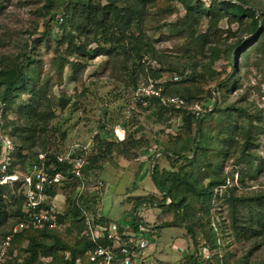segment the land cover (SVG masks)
<instances>
[{"label":"rangeland","instance_id":"1","mask_svg":"<svg viewBox=\"0 0 264 264\" xmlns=\"http://www.w3.org/2000/svg\"><path fill=\"white\" fill-rule=\"evenodd\" d=\"M201 1L209 6L212 0ZM231 1L242 5V0ZM244 1L257 17H263L264 0ZM43 4V0H0V64L7 59L19 60L27 51L41 70L44 104L54 113L46 130L35 134L36 145L28 144L23 151L25 165L17 168L29 172L45 158L47 151L63 157L74 150L86 159L79 177L66 176L55 189L58 196L52 202L64 218L52 232L68 246L74 245L82 220L85 218V222L94 213L130 230L136 223L130 209L145 199L150 206L137 205L136 212L140 210V234L151 245L147 256L154 259L156 256L166 264H190L186 259L180 261L186 256L181 251L188 239L184 229L157 228L177 220L194 230L196 246L192 243L191 254L204 257L198 260L196 256L200 264H264V229L256 234L245 232L243 227L250 212L239 207L238 230L233 232L224 198L232 194L241 198L264 194V42L243 66L240 64L244 61L238 58L241 54L237 53L239 83L229 91L223 90V85L232 78L228 49L235 46L234 52L247 51L256 41H250L247 21L241 26L222 20L215 32V27H210L214 33L211 41L197 51L190 47V37L181 26L185 8L177 0H155L143 27L156 52L154 56L150 51L143 57L145 63L130 61L128 66L120 62L114 65L106 57H98L87 61L77 74H72L66 65L60 77L55 67L57 43L52 39L47 44L41 40L48 23L52 32L60 35L61 18L65 21V17L58 11L50 21ZM207 30L208 19L203 17L196 26V36ZM59 49L64 51L65 46ZM142 83L152 84L165 98H178L183 103L171 104L167 106L169 110L150 102L140 103L135 99V89ZM209 92L215 94L214 99L209 98ZM28 99V91L23 92L16 104ZM230 105L243 109L245 115L232 110L225 112ZM205 110L210 115L203 118V126L211 137L199 161L200 167L192 173L198 185L219 178L226 180L227 187L215 189L210 203L189 195L179 209L158 210L163 195L151 180L153 165L166 171L182 166L165 158L172 156L165 150L176 151L187 141L186 113L204 116ZM12 139L21 143L16 136ZM17 189L12 186L1 192L0 212L6 215L0 217V241L18 220L16 213L22 201ZM170 202L168 199L166 204ZM73 203L83 212L74 215ZM27 245L26 240L16 243L6 264H24L29 256L25 252ZM163 247L166 254L162 256ZM40 262L48 264L47 260ZM75 264L86 262L79 258Z\"/></svg>","mask_w":264,"mask_h":264},{"label":"trees","instance_id":"2","mask_svg":"<svg viewBox=\"0 0 264 264\" xmlns=\"http://www.w3.org/2000/svg\"><path fill=\"white\" fill-rule=\"evenodd\" d=\"M154 1L43 0L44 4L42 9L45 16L51 18L50 21H52L58 11L65 17V21L61 18L60 35L57 33L54 34L48 23L46 32L43 33L41 40V43H48L52 39L57 43L54 49L57 61L55 67H58L60 77L66 65L70 67L72 74H77L79 70L84 68L87 61H94L98 57L104 56L114 65L120 62L123 66H128L130 61L132 63L135 61L145 63L143 57H145V53L150 51L154 56L156 54L154 47L149 39L146 38L145 31L143 30L145 18H147L149 13L148 10ZM177 1L185 8V16L180 20L181 26L190 37V47L194 46L197 51L206 47L207 43L211 41V36L214 33H211L210 27H215L213 30L215 32L218 24L222 20L227 19L230 24L238 23L241 26L247 21L246 30L252 35L250 41L256 39L255 43L250 45L247 51L242 49L234 52L235 46L227 51L233 76L231 75V80L223 85V90L229 91L233 86H237L239 83V77L237 78L239 70V64L236 60L237 53L241 54L238 55V58L244 61L240 64L243 66L249 56L260 49L264 42V15L262 18L257 17L256 12L249 8V4L244 0L240 1L242 5L236 4L231 0L221 2L212 0L209 6H206L201 0ZM203 17L208 19L209 30L204 34L196 36V26L199 25ZM60 46H65V50L61 51L59 49ZM213 54H216V52L213 51ZM26 70H29V73ZM40 76L41 70L39 71V68L34 65V60L27 51L21 54L19 60L7 59L6 62L0 64V103L4 105L3 107L0 106V134L9 135L15 147L11 155L12 159L8 170L9 173L28 172L22 168H17V166L20 167V164L25 165L26 156L22 153L28 149V144H31L32 147L36 145L35 134L37 131L44 132L47 124L54 118V113L50 112L44 104L46 97L44 87L42 88L40 85ZM154 77L157 78V74ZM71 79L74 81L73 78ZM143 84L147 83H142L141 85ZM27 91L29 94L27 102L16 104V99L20 97L21 93ZM163 94H165V91ZM214 97L215 94L209 92V98L212 100ZM147 101L152 104H157L162 109H171L163 106L157 98L151 97ZM214 107H216L215 104ZM231 110L239 115H245L243 109H237L231 105L224 111L228 112ZM186 114L184 117V125L189 134L187 141L183 147L176 151H170L168 148L165 150L166 152L172 153V156H165V158L174 163H179L182 166L174 171L162 170L156 164L152 168L151 180L153 185L163 195L158 206V210L161 211H171L181 208L185 205L186 197L189 195L201 199L206 204L210 203L213 199L215 189L218 187H227L226 180L219 178H211L207 185H204L203 182H200L199 185L196 183L197 178L193 176L194 174L192 172L200 167L199 161L203 157L205 147L210 141L211 134L207 133L203 126V118L210 115V113L208 110H205L204 116H196L194 112H187ZM193 129L195 131L192 135ZM29 135H31V138ZM14 136L21 140L20 144L13 142L12 137L14 138ZM58 156L59 154L57 152L47 151L44 158V165L51 174L61 173L62 175L72 177L73 173L70 168L58 162ZM84 160L86 159L83 158V162ZM83 170L84 166L82 173ZM61 185L54 186L46 191L51 201L57 198L58 195L55 189ZM8 187L4 186L0 189V211L3 207L1 192ZM13 187L18 188L17 185ZM20 197L22 204L17 210L16 216L18 220L15 225L26 222L29 218L23 212L24 199L21 192ZM224 198L230 211L231 229L233 232H237L238 230V224L236 223L239 207H244L250 212L249 219L246 221L245 227H243L245 232L256 234L259 229H264V194L255 195L250 198L235 197L232 194ZM168 199L171 201L170 204H166ZM76 203L72 204L71 211L74 212V215H79L82 210ZM146 203L150 206L148 200H139L136 206L132 208L133 210L130 209V213L135 214L137 205L143 204L146 207ZM57 212V222L60 225L64 215H61V212L58 210ZM5 215L4 212H0V217ZM96 216L97 213H94L93 216H90V219L95 221ZM84 219L82 220L78 233V242L70 246L52 232L55 230H49L47 227L33 228L32 226H28L14 236L11 241V248L5 260L0 264H6L7 260L12 256L14 245L22 240H26L28 244L25 252L29 255L24 264H43L40 262V259L47 260L48 264H75L79 258H84L86 264H94L88 260V252L98 246H105L107 243L100 240L92 242L84 238ZM101 221L104 223L108 219L103 217ZM140 225V221L139 224L136 222L132 228L139 231ZM165 227L184 228L189 236L191 249L193 248L192 243L195 248L194 230L191 226L187 224L183 225V223L174 220L164 223L158 228ZM191 249L181 261L184 260L185 262L187 260V263L190 264H200L198 260H203L204 257L201 258V254L197 256V253L194 255L191 254Z\"/></svg>","mask_w":264,"mask_h":264},{"label":"built area","instance_id":"3","mask_svg":"<svg viewBox=\"0 0 264 264\" xmlns=\"http://www.w3.org/2000/svg\"><path fill=\"white\" fill-rule=\"evenodd\" d=\"M157 98L163 106L182 104L178 98L170 99L161 95V90L152 84L138 85L135 89V99L140 103H147L148 99ZM0 106L3 107L0 103ZM0 107V108H1ZM1 117V111H0ZM14 145L9 135L0 134V189L4 186H18L23 196V212L28 215L26 222L16 224L7 236L0 242V260L6 258L11 248V241L15 235L26 229L47 227L57 230V210L48 198L46 191L64 182L66 176L61 173L51 174L44 165L42 157L39 164H34L27 173H9L11 155ZM58 162L67 165L74 177H79L83 165L82 155L72 150L66 156L58 157ZM102 214H97L96 220L86 219L83 236L92 242L105 241V246H98L88 252V260L94 264H152L146 251L149 243L134 228L130 230L113 221L102 222Z\"/></svg>","mask_w":264,"mask_h":264},{"label":"crops","instance_id":"4","mask_svg":"<svg viewBox=\"0 0 264 264\" xmlns=\"http://www.w3.org/2000/svg\"><path fill=\"white\" fill-rule=\"evenodd\" d=\"M140 212V210H137V212L135 213V215L137 214L138 215V213ZM102 216L105 218V216L102 214ZM139 219V218H138ZM109 220V219H108ZM158 228V227H157ZM182 228V227H181ZM184 229V228H183ZM184 231H185V229H184ZM139 232H140V230H139ZM185 233H186V231H185ZM185 236H187L188 237V239H186L187 241H186V245L184 244L183 246V248H184V250H181L182 252H183V254H187V252H189V250L191 249V242H190V239H189V236L187 235V233L185 234ZM151 246V245H150ZM150 246H149V248L148 249H150ZM177 249H178V247H176ZM162 251V256L164 255V254H166V252H165V248L163 247V249H161ZM149 259L151 260V263L152 264H166L164 261H162V260H160V259H158L156 256H155V259L154 258H151V257H149ZM183 259V258H182ZM181 259V260H182ZM180 260V261H181ZM179 264H180V262H179Z\"/></svg>","mask_w":264,"mask_h":264},{"label":"water","instance_id":"5","mask_svg":"<svg viewBox=\"0 0 264 264\" xmlns=\"http://www.w3.org/2000/svg\"><path fill=\"white\" fill-rule=\"evenodd\" d=\"M135 220L139 224V219H138V215L137 214L135 215Z\"/></svg>","mask_w":264,"mask_h":264}]
</instances>
